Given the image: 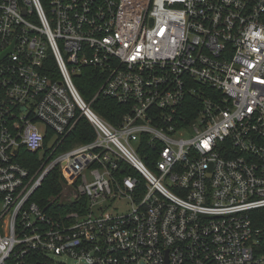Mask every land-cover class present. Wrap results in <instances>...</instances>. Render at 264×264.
I'll return each mask as SVG.
<instances>
[{
	"label": "built area",
	"instance_id": "obj_1",
	"mask_svg": "<svg viewBox=\"0 0 264 264\" xmlns=\"http://www.w3.org/2000/svg\"><path fill=\"white\" fill-rule=\"evenodd\" d=\"M9 49L0 264H264V0H0ZM85 67L119 126L82 98ZM81 118L95 140L62 152ZM55 169L85 209L33 200Z\"/></svg>",
	"mask_w": 264,
	"mask_h": 264
},
{
	"label": "trees",
	"instance_id": "obj_2",
	"mask_svg": "<svg viewBox=\"0 0 264 264\" xmlns=\"http://www.w3.org/2000/svg\"><path fill=\"white\" fill-rule=\"evenodd\" d=\"M104 82L101 72L92 67L82 68L80 73L74 77V83L82 98L91 105L93 111L105 122L117 127L121 123L126 108L103 94L96 97ZM204 90L206 98L209 99L212 96V89L206 87ZM95 138L96 132L89 120L81 118L73 132L64 140L61 151L64 152L76 146L91 143ZM49 140L48 137L47 141ZM40 160V154H32L25 149H21L15 159L16 162L32 172L39 166ZM63 191H65V181L59 169H55L46 177L41 188L34 195L33 200L47 214L55 218H59L72 210L80 211L82 208L85 209L86 205L83 204L84 202H81L82 208H80V202L73 205L65 202L67 196L64 195Z\"/></svg>",
	"mask_w": 264,
	"mask_h": 264
},
{
	"label": "rangeland",
	"instance_id": "obj_3",
	"mask_svg": "<svg viewBox=\"0 0 264 264\" xmlns=\"http://www.w3.org/2000/svg\"><path fill=\"white\" fill-rule=\"evenodd\" d=\"M44 3H45V0H44ZM38 127H39V129H40L41 131H44V130H45V126H44L43 124H39ZM65 188H66V187H65ZM63 193H64L65 196H66L67 194H68V196L70 195V193H68V192H66V194H65V191H63ZM65 202H69V198H68V197L66 198ZM63 261H66V262H67L66 259H63ZM68 262H69V264L72 263L71 260H68Z\"/></svg>",
	"mask_w": 264,
	"mask_h": 264
},
{
	"label": "water",
	"instance_id": "obj_4",
	"mask_svg": "<svg viewBox=\"0 0 264 264\" xmlns=\"http://www.w3.org/2000/svg\"><path fill=\"white\" fill-rule=\"evenodd\" d=\"M11 52V49H9L8 51H6L5 53L1 54L0 55V61L7 55ZM74 201V200H73Z\"/></svg>",
	"mask_w": 264,
	"mask_h": 264
}]
</instances>
